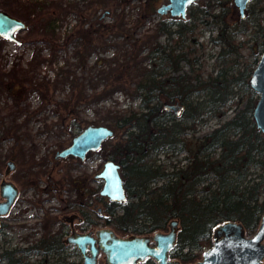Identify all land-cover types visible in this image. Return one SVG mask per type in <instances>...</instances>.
<instances>
[{
	"label": "trees",
	"instance_id": "obj_1",
	"mask_svg": "<svg viewBox=\"0 0 264 264\" xmlns=\"http://www.w3.org/2000/svg\"><path fill=\"white\" fill-rule=\"evenodd\" d=\"M130 1L84 0L80 4L68 0H19L6 2L9 6L0 8L24 20L26 30L20 40H39L46 48L51 46L50 52L58 48L74 57L79 67L87 64L92 53H105L115 45L110 57L96 55L93 60L99 77L105 79L98 88L95 81L87 92L86 84L77 81L72 69L53 82L54 86L65 80L69 83L66 100L57 103L66 110L63 115L58 113L59 123L72 136L73 129L77 132L84 126L75 110L80 102L101 100L118 91L137 99L135 107L128 105L106 122L114 139L110 158L119 164L125 197L112 201L93 193L103 208V214L98 216L115 232L135 234L165 230L169 220L175 219L178 246L169 255L191 262L198 257L191 250L210 245L215 224L236 220L250 233L263 209L260 195L264 191V138L251 118L256 98L247 83L251 68L245 64L232 74L218 67L203 74L196 64L203 53V44L197 37L212 27L217 31L208 40L220 46L217 53L210 52L211 60L232 53L233 45L239 47L242 42L234 44L232 37L248 28L262 36L259 53L264 23L260 24L255 14L264 12V0L247 7L249 21L232 24L224 18L223 0H195L182 17L158 14L156 0H136L135 4ZM126 6H136V11L125 12ZM68 13L73 22L61 29ZM153 14L157 16L152 26L143 27L146 21H152ZM115 37L120 43L110 44ZM32 59L28 67H32ZM27 73L26 68L12 66L6 72V82L0 75V87L13 91L30 80ZM241 84L248 89L241 107L209 131L185 136L198 118L209 114L220 118L224 111L218 107L235 92L232 85ZM170 102L182 105L178 114L163 108V103ZM182 150L186 151L185 163L176 165V161L170 169L152 157L159 152ZM46 242L53 245L57 239L40 237L26 250L38 252ZM183 247L186 250L181 252ZM5 255L8 263H20L12 254ZM140 264L156 263L147 257Z\"/></svg>",
	"mask_w": 264,
	"mask_h": 264
},
{
	"label": "rangeland",
	"instance_id": "obj_2",
	"mask_svg": "<svg viewBox=\"0 0 264 264\" xmlns=\"http://www.w3.org/2000/svg\"><path fill=\"white\" fill-rule=\"evenodd\" d=\"M11 1L17 2L19 0H0V5L7 7L9 5L6 2L11 3ZM68 1H76L80 4L84 2V0ZM165 1L156 0L155 7ZM255 1L252 0L248 6ZM130 3L135 4L136 0H131ZM126 8L124 9L125 12L136 11V6L132 8L126 6ZM254 11L256 12V9ZM164 14L168 15V13ZM255 15L259 16L260 24L264 23V12ZM152 16V21H146L143 27L152 26L157 15L153 14ZM71 17V13L65 16L60 26L61 29L73 22ZM232 17V14H227L226 21L228 24H231ZM56 22L60 23L61 20ZM25 30L19 31L17 36L22 35ZM216 31L217 27H212L211 30H204L197 37L203 44V53L196 66L201 69L203 74L210 71L214 72L218 67L227 68L232 74L241 70L245 64L252 68L259 55L258 46L262 38L259 36V32L254 35L249 28L244 32H236L232 37L233 43L238 44L239 41L242 43L239 47L233 45L232 53L225 57H219L216 61V59L211 60L209 55L210 52L217 53L220 44L214 45L208 40V36L215 35ZM109 42L110 44L120 43V39L115 37ZM114 46L110 45L105 53H92L87 59V64L79 67L74 57L67 56L58 48L54 52H50L51 46L46 48L39 40H35V42L23 40L13 42L0 36V75L2 80L5 82L8 80L6 72L12 66L26 68L28 70L27 76L30 78L28 82L13 89V91L0 87V180L2 178L10 180L16 187V195L8 210L0 215V222L4 224L0 225V242L1 238H8L5 235L8 234L12 239L6 244L8 248L32 245L42 234L56 230L57 226L60 225V216L63 213L75 212L76 215L78 214L77 217L80 219L74 218L72 221V225L77 231H81V228L95 229L105 225L101 217L97 215L98 208L101 207L100 199L94 200L93 193L99 194L102 178L95 174L101 170L104 160L110 158L109 153L114 139L113 137L105 139L99 149L89 152L84 159L73 156L72 158L64 157V160L55 157L54 152L69 144L71 135H68V132L59 123V115H63L66 110L62 109V105L58 107L57 104L66 100L65 96L69 93V83L65 80L54 86L53 82L57 78H62L61 76L68 69H72V74L77 77V81L86 84L85 90L87 92H90V84L95 81L98 88L105 79L99 77L96 68L93 67V60L96 55L110 57ZM31 58H33L32 67H28L27 62ZM62 62L63 64H61ZM232 90L235 92L230 99L218 107V110L224 111L220 118L213 114L198 118L193 127L188 128L185 136L201 135L209 131L241 107L248 94V89L241 84L240 86L232 85ZM254 94L256 97L257 94ZM128 105L135 107L137 99L130 98L125 91L122 93L118 91L101 100L89 101L88 103L80 102L75 106V110L77 117L83 120L81 124L107 125L106 122L111 121L114 114L123 108H127ZM73 130L76 133V130ZM185 154L186 151L183 150L176 153L168 151L152 154V157L155 158L156 162L170 169L171 164L176 161V165L184 164L186 160L183 156ZM8 159L14 162V167L7 174H4L3 171ZM255 171L253 169L252 172ZM260 198L264 200V191ZM68 200H75V206H68L66 204ZM83 201L91 205V208L87 209V217L90 219L88 223L84 221L82 214L86 209ZM67 224L66 222V227ZM251 233L247 234L250 235ZM18 236L21 238L28 237L25 242L23 240L19 242ZM206 247L208 245L191 250L193 254L197 253L196 259H199L202 250ZM181 252H183L182 249ZM18 254L21 256V252ZM37 257L38 252H33L32 257L27 260L34 264ZM77 257L76 264H81L79 253ZM102 257V253L99 252L96 264H104ZM171 258L182 263L178 256ZM141 262L138 261L137 263L140 264Z\"/></svg>",
	"mask_w": 264,
	"mask_h": 264
},
{
	"label": "water",
	"instance_id": "obj_3",
	"mask_svg": "<svg viewBox=\"0 0 264 264\" xmlns=\"http://www.w3.org/2000/svg\"><path fill=\"white\" fill-rule=\"evenodd\" d=\"M194 0H166L156 8L158 14L184 16L186 6ZM240 14L249 0H233ZM26 27L23 19L0 8V36L19 42L17 33ZM249 87L257 94L251 110L254 126L264 138V40L262 49L247 78ZM163 108L178 114L182 105L178 102L163 103ZM112 128L105 124L84 125L74 133L69 144L55 152V156L72 155L83 159L89 151L100 147L101 142L112 135ZM14 167V162L6 160L4 174ZM102 178L99 193L108 200L124 199V187L119 173L118 162L106 159L102 168L95 174ZM16 194V187L10 181L0 180V214L5 213ZM167 231H154L151 234L116 235L110 227H100L93 231L76 232L72 230L68 240L75 243L81 256V264H96L97 254L101 252L104 264H135L137 260L151 257L156 264H262L264 263V205L259 221L250 235H246L242 224L236 220H223L211 229V243L199 259L191 263H180L168 256V250L175 240L177 221L170 219ZM152 241V243H150Z\"/></svg>",
	"mask_w": 264,
	"mask_h": 264
},
{
	"label": "flooded vegetation",
	"instance_id": "obj_4",
	"mask_svg": "<svg viewBox=\"0 0 264 264\" xmlns=\"http://www.w3.org/2000/svg\"><path fill=\"white\" fill-rule=\"evenodd\" d=\"M195 1V0H194ZM193 1V2H194ZM252 0H249L248 2H247V4H246V6L244 7V9H243V13L242 14H240V12H239V10H238V7H237V5H235V3H234V1L233 0H223L222 1V6L225 8V14H224V18H225V20L227 19V14L228 13H230V14H232V19H231V24L232 23H242V22H246V21H249V19H248V16H249V14H248V12H247V7H248V3H250ZM192 2V3H193ZM191 4V3H190ZM189 5V4H188ZM187 5V6H188ZM187 6H186V10H187ZM186 10H185V13H186ZM213 10H216V9H213ZM217 11V10H216ZM216 11H214V12H216ZM227 22V21H226ZM228 23V22H227ZM263 44V43H262ZM261 49H262V46H261ZM261 51V50H260ZM260 53V52H259ZM256 62V61H255ZM112 135H113V132H112ZM112 135L110 136V137H112ZM107 138H109V137H107ZM106 138V139H107ZM105 140V139H104ZM104 140L101 142V144H100V147L102 146V144H103V142H104ZM99 147V148H100ZM98 148V149H99ZM97 150V149H96ZM57 151V150H56ZM55 151V152H56ZM94 151V150H93ZM55 152H54V156H55ZM89 152H91V151H89ZM89 152H87L86 154H88ZM86 154H85V156H86ZM55 157H57V156H55ZM65 158H69V157H73L72 155H68V156H64ZM64 157H59V158H63L64 160H65V158ZM85 158V157H84ZM83 158V159H84ZM108 159H112V158H108ZM106 160V159H105ZM112 160H114V159H112ZM115 161V160H114ZM117 162V161H116ZM119 173H120V171H119ZM121 175V174H120ZM122 178V177H121ZM12 182V181H11ZM13 183V182H12ZM14 184V183H13ZM152 184V183H151ZM153 185V184H152ZM16 195V194H15ZM104 196V195H103ZM106 197V196H105ZM104 197V198H105ZM14 198V197H13ZM107 198V197H106ZM2 199H3V197H2ZM1 199V200H2ZM13 200V199H12ZM75 200H68L67 202H66V204H68V206H70V207H74L75 206V202H74ZM85 207H86V209H85V212H83L82 214H83V218H84V221L86 222V223H88L89 222V220L90 219H88L87 218V209H90L91 208V205L88 203V202H86L85 201ZM103 208L102 207H100V208H98V213H97V215H99V216H101L103 213ZM0 215H3V214H0ZM78 215V214H77ZM77 215H76V213L75 212H71V213H69V214H66V213H63L61 216H60V218H61V222H60V225H58L57 226V229L56 230H51V231H47L46 233H44V234H42L40 237H44V239L45 240H50L51 238H55L56 237V239H57V242H55V243H53V245L51 244V243H49V242H46L45 244H44V247L42 248V249H45V250H42V249H40L39 251H38V257H37V259H35V262H37V263H40L41 262V264H76L77 263V259H78V257H77V252H78V250H77V247H76V244L75 243H73V242H71V241H69L68 240V237L70 236V234H71V232H72V230H74V231H76V232H88V233H90V234H92L93 233V231L94 230H96L97 228H95V229H92V228H81V231H77V230H75V228L73 227V225H72V221H73V219L75 218V219H80V218H78L77 217ZM66 222L68 223L67 224V227H66ZM105 224V223H104ZM0 225H4L3 224V222H0ZM105 225H107V224H105ZM105 225H102V226H100L101 228L102 227H110V226H105ZM100 227H98V228H100ZM256 227V226H255ZM111 228V227H110ZM177 228H178V226H177ZM112 229V228H111ZM169 229V225L167 224V227H166V229L165 230H158V231H167ZM255 229V228H254ZM113 230V229H112ZM244 231H245V229H244ZM254 231V230H253ZM113 232L116 234V235H120V236H124V235H126V234H135V233H130L129 231H126L125 233H120V232H118L119 234H117L114 230H113ZM176 232H177V230L175 231V235H176ZM245 233H246V231H245ZM248 233V232H247ZM246 233V235H249V234H247ZM251 233V232H250ZM149 234H151V233H149ZM148 234V235H149ZM5 235H7L8 236V238H1V242H0V246H1V248H0V264H10V263H8V259H7V256L5 255V253L6 252H8V253H10V254H12L13 255V257L14 258H18L19 260H20V263H18V264H31V262H29L27 259L29 258V257H32V250H26L28 247H30L31 246V244H29V245H27V246H25V247H19V246H17V247H12V248H8L7 246H6V244L9 242V241H12V239L10 238V236L8 235V234H5ZM138 235H143V234H138ZM19 237V242L20 241H26L27 240V237L28 236H26V237H22L21 238V236H18ZM39 237V238H40ZM46 237V238H45ZM38 238V239H39ZM37 239V240H38ZM210 239H211V234H210ZM16 242V241H15ZM150 243H152V241H150ZM178 246V244L176 245V242H175V240H174V242L172 243V245H171V247H170V249L168 250V256L170 257V255H169V253L170 252H172L173 250H176V247ZM182 250L183 251H185L186 250V248L185 247H183L182 248ZM18 252H21V256L18 254ZM99 253V252H98ZM101 253V252H100ZM103 258V257H102ZM147 258V257H146ZM145 258V259H146ZM149 258H151V257H149ZM152 259V258H151ZM144 260V259H143ZM143 260H137V262L138 261H143ZM195 261V260H194ZM34 262V263H35ZM135 263V264H138V263ZM156 263V262H155ZM183 263V262H182ZM186 263V262H185ZM188 263V262H187ZM262 264H264V263H262Z\"/></svg>",
	"mask_w": 264,
	"mask_h": 264
}]
</instances>
